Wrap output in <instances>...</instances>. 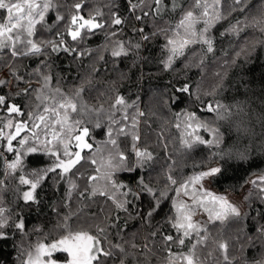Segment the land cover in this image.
<instances>
[{
  "label": "snow or ice",
  "instance_id": "6c2138e0",
  "mask_svg": "<svg viewBox=\"0 0 264 264\" xmlns=\"http://www.w3.org/2000/svg\"><path fill=\"white\" fill-rule=\"evenodd\" d=\"M87 4L0 0V194L6 191L7 178H14L26 186L22 192L17 189L19 199L35 204L37 189L53 180L63 187L66 209L63 215L57 211L55 235L33 242L25 221L12 219L0 195V240L8 238L10 229L20 235L18 264H239L233 252H243L254 239L264 240V224H257L255 237L247 235L243 225L249 212L205 184L222 175L230 160L248 159L257 141L264 150V86L251 94L258 103L247 98L248 92L243 93L246 99L234 103L218 98L228 68L255 58L258 48L264 50V0H126L128 17L120 14L116 0L91 9ZM133 18L152 25L150 34L144 27H133L140 38L135 42L121 38ZM97 32L104 34V44L86 47ZM217 35L230 38V48L221 50L222 63L212 83L205 88L202 82L177 78L173 86V102L187 97L198 107L174 114V139L163 130L156 133L165 163L154 178L158 154L148 142L150 133L141 131V125L150 127V113L140 108L139 96L129 101L114 83L102 89L98 77L119 71L122 58L136 57L141 41L157 37L163 39L162 71L175 73L180 64L203 74L207 63L217 59ZM61 54L85 69L75 81L53 74ZM25 59L36 64L27 73L21 71ZM17 97L26 103H16ZM98 130L102 139L95 135ZM232 139L243 141V149L227 148ZM170 144L178 147L169 152ZM201 146L210 150L215 165L194 162V171L179 178L173 153L190 157ZM30 154L45 156L47 162L26 171L24 159ZM122 173L137 175L129 183ZM154 180L162 187L154 186ZM245 184L251 187L244 203L251 209L259 201L252 210L264 220V173ZM165 202L168 211L157 220ZM130 220L139 221L142 230L127 234ZM230 227L237 229L234 237L226 235ZM244 264H264V256Z\"/></svg>",
  "mask_w": 264,
  "mask_h": 264
},
{
  "label": "trees",
  "instance_id": "16d2710c",
  "mask_svg": "<svg viewBox=\"0 0 264 264\" xmlns=\"http://www.w3.org/2000/svg\"><path fill=\"white\" fill-rule=\"evenodd\" d=\"M105 0H88L87 7L91 9L93 7L102 6ZM116 5L120 14L124 17H128L130 14L127 11L126 0H116ZM63 11V9H62ZM133 27H144L145 32H151V22L144 24L136 22L133 19L124 26V31L121 38L125 40H132L133 42L139 41V35L132 31ZM105 37L102 32H97L95 36L90 37L85 43V46L91 49H96L99 45L104 44ZM142 47L136 57L129 56L122 58L118 65L119 71L116 72H101L100 79L103 81L101 88L116 86L120 93L126 98L135 100L137 96L140 97V108L150 113L146 118L149 121L150 127L141 125L142 134L150 133L147 137L149 144H151L158 154V163L156 165V171L152 173L155 178L157 173L160 172L162 166L165 163L164 152L159 147H156V133L161 130L164 131L166 137L175 138L178 133L172 126L174 122L176 112L183 109L189 111L195 110L198 105L192 103L189 98L184 97L183 102H173L174 96L173 86L176 84L177 78L184 80L189 79V82L195 84L202 82L203 86L207 88L213 80V72L218 70L219 64L222 63L223 52L221 51L230 48V38H220L217 35V59L207 63L206 68L201 74V69L191 68L183 69L182 65H177V72H166L161 70L159 62L161 56V45L163 43L162 37H157L149 41L143 42ZM234 46V45H232ZM255 58L249 60L247 63H240L238 66L229 67L227 70V79L225 81V89L219 99L224 103H234V100H244L246 97L243 93L248 92V99L256 100L258 97L252 96L253 92L259 93L264 84V50L257 49V52L253 54ZM111 61V58L108 57ZM89 63L88 59H85L84 64ZM71 65V69H70ZM36 64L32 60L25 59L21 65L22 72H30ZM97 66H100L99 64ZM109 69L113 67L111 62L108 65ZM74 69V70H72ZM85 69L80 68L78 63H73L69 57L61 54L52 67V72L55 76L69 78V83L75 81L78 74H83ZM123 72L124 76L121 78L120 73ZM203 76V78H202ZM96 94L93 93V96ZM205 99H208L207 97ZM163 101H168L164 104ZM204 118H210L207 113H202ZM207 136V133H201ZM95 135L97 139H102V133L98 130ZM235 135V134H233ZM173 147H178V144H170L169 152H172ZM244 142L232 139L228 142L227 148L243 149ZM3 151V149H0ZM8 160L13 159V155L5 153ZM174 158L179 162L177 167V176L184 178L191 174L194 162H200L204 160L207 164H214L215 161L209 159L210 150L201 146L191 153L190 157H182L173 153ZM47 157L37 154H30L24 159L25 170L29 171L37 167H43L47 162ZM3 166L0 163V179H4ZM264 173V150L259 147L257 141L254 150L249 149L248 159L244 161L230 160L229 164L225 166L222 175L218 176L212 181V185L219 190H230L233 192H241L248 185L245 181L252 179L256 175ZM137 175V173L121 174V178L125 182H131V180ZM154 186L162 187V184L156 185L154 180ZM26 190V186L19 185L18 181L14 178H7V188L2 194L4 206L11 210V216L13 220L22 218L25 221L28 236L31 241L42 238L43 235L52 233L55 235L53 229L57 217V211L61 215L64 214L66 209L62 207V192L63 187L54 184L53 180H48L40 189H37L39 202L35 204L27 205L19 196L21 192ZM249 191V190H248ZM248 191L245 193L247 195ZM244 195V196H245ZM149 206V198L145 197L143 200V207L146 209ZM168 202L164 204V212L156 217L157 220H161L165 213L168 211ZM259 207V201L252 204L251 209L245 207L244 211L249 212V217L244 221V232L247 235L255 237L257 234L254 229L258 223L264 224V220H260L259 217L252 209ZM142 224L137 220L128 221V226L125 229L126 233L131 235L133 232L142 230ZM236 227H230L227 229V236H235ZM215 234V232H214ZM20 235L16 233L15 229L9 230V235L6 240H0V264H18L17 246L20 243ZM239 246H237V249ZM234 257L239 261V264H244L245 260L252 261L254 259H261L264 256V240L254 239L251 244L246 245L244 251L236 250L233 252Z\"/></svg>",
  "mask_w": 264,
  "mask_h": 264
},
{
  "label": "rangeland",
  "instance_id": "374dc122",
  "mask_svg": "<svg viewBox=\"0 0 264 264\" xmlns=\"http://www.w3.org/2000/svg\"><path fill=\"white\" fill-rule=\"evenodd\" d=\"M21 88L22 87H25L26 85L24 84H20L19 85ZM6 91V90H5ZM15 102L18 103V104H21L23 105L24 103H26V100L24 98H21V97H17L15 98ZM214 164H212V166H214ZM254 178V177H253ZM206 187H210L211 190L217 192V193H222V194H227L228 198L233 201L234 203H237V204H240L242 209L245 210V207H246V204L244 203L243 201V197L245 195V193L250 189V185H248L243 191L241 192H233V191H230V190H219L217 189L216 187H214L212 185V182L211 183H207L205 184ZM197 219H206V217H201V216H198Z\"/></svg>",
  "mask_w": 264,
  "mask_h": 264
}]
</instances>
